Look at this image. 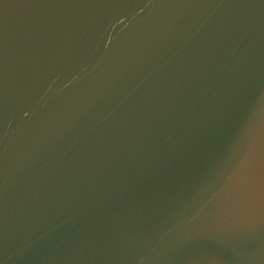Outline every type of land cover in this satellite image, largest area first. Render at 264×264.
Returning <instances> with one entry per match:
<instances>
[{
  "label": "water",
  "instance_id": "95a60500",
  "mask_svg": "<svg viewBox=\"0 0 264 264\" xmlns=\"http://www.w3.org/2000/svg\"><path fill=\"white\" fill-rule=\"evenodd\" d=\"M0 264H264V0H0Z\"/></svg>",
  "mask_w": 264,
  "mask_h": 264
}]
</instances>
